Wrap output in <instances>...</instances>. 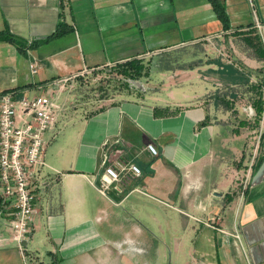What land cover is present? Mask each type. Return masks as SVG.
<instances>
[{
  "label": "crops",
  "instance_id": "obj_1",
  "mask_svg": "<svg viewBox=\"0 0 264 264\" xmlns=\"http://www.w3.org/2000/svg\"><path fill=\"white\" fill-rule=\"evenodd\" d=\"M222 2L228 29L210 0H0V31L14 38L0 40V92L47 94L64 106L36 182L25 245L34 264H264V127L253 162L246 147L254 126L228 103L245 80L259 83L264 59L253 47L242 62L222 56L187 69H161L163 57L139 86L94 109L58 83L201 40L261 36L264 0ZM107 153L142 174L104 195L96 184ZM12 210L0 215V264H25L10 240Z\"/></svg>",
  "mask_w": 264,
  "mask_h": 264
},
{
  "label": "built area",
  "instance_id": "obj_2",
  "mask_svg": "<svg viewBox=\"0 0 264 264\" xmlns=\"http://www.w3.org/2000/svg\"><path fill=\"white\" fill-rule=\"evenodd\" d=\"M264 42V28L256 22ZM224 60L233 63L231 54L222 53ZM39 65L37 61L30 64L33 74L37 73ZM90 69L75 72L58 80L64 90L70 91L74 88L76 81L90 73ZM261 110L258 115L260 128L264 127V87L262 88ZM64 106L55 101L47 94L28 96L15 90L7 91L0 96V199L3 208L0 215L6 214L7 206L12 204L13 210L8 219L10 240L17 244L25 264H34V259L27 255L24 242L28 239L34 228L36 208L37 183L43 181V168L46 165L45 154L50 143L46 138L48 132H57L55 127L60 121ZM250 114L257 110L250 105ZM257 140L260 147L262 132ZM146 150L152 155L159 154L153 143L146 146ZM257 154L255 153L253 162ZM252 167V166H250ZM251 170L247 171L242 188L248 186V179ZM141 167L126 159H111L105 154L103 162V173L96 184L99 191L106 195L111 186L116 183H126L141 176Z\"/></svg>",
  "mask_w": 264,
  "mask_h": 264
},
{
  "label": "rangeland",
  "instance_id": "obj_3",
  "mask_svg": "<svg viewBox=\"0 0 264 264\" xmlns=\"http://www.w3.org/2000/svg\"><path fill=\"white\" fill-rule=\"evenodd\" d=\"M256 33L259 36L257 30ZM244 38L245 37H242L240 34H235L225 37L224 40H212L213 43L201 40L194 44L179 46L157 55L154 54L151 57L149 56L142 59V61L147 66L154 65L163 57L171 55L172 59L178 62L177 65L182 67L185 64H199L204 61L221 59L223 56L222 53L227 52L231 54L233 58H236L238 62H242L240 58L244 54L248 55L246 51L249 49ZM136 81L139 80L125 78L116 66H108L91 71L80 77L74 85L73 90L78 96V100L75 104L90 105L89 108L94 109L100 104L110 103L109 99L112 96L117 95L120 91L125 89V82L130 84L129 88H136L138 85ZM252 85L251 82L245 80L239 92L233 94L228 99L230 108L240 116L239 119H241L243 123L254 126L255 128L249 130L250 134L247 138L248 145L246 150L248 156L251 158L255 153L258 154L259 152V146H257L258 137L256 136L261 135L258 131L260 121L258 120L257 112H255V114H250L248 111V107L256 101L258 96V92L252 90ZM254 108L256 110V107ZM47 135L48 134H46V136Z\"/></svg>",
  "mask_w": 264,
  "mask_h": 264
},
{
  "label": "trees",
  "instance_id": "obj_4",
  "mask_svg": "<svg viewBox=\"0 0 264 264\" xmlns=\"http://www.w3.org/2000/svg\"><path fill=\"white\" fill-rule=\"evenodd\" d=\"M211 4L213 6V9L215 10V13L217 15V17L222 21L224 28L228 29L230 28L229 25V17L227 14V10L226 7L224 5V3L222 2V0H210ZM64 32L63 28H59L56 31V35H61ZM0 40H4V41H14V38L6 33L5 31H0ZM247 43L249 46L253 47L254 51L256 52V54L258 55L259 58L264 59V43L261 39V36H259L258 38L253 37V39L251 37H248L246 39ZM177 61L173 60L171 55H167L165 56L160 64L159 67L161 69L164 70H171L174 68H180L181 66H177L176 65ZM183 65V64H182ZM116 67H118L119 72L122 73L124 75L125 78L128 79H132V80H138L141 77L148 75L150 72L149 66H147L142 60L139 59H132L130 61H127L125 63L122 64H118ZM193 67L192 64L189 65H183L181 68H190ZM261 77L259 79V83L257 84H253L251 86L252 90H255L256 92H258V96L256 98V102L257 104V115L260 114V99L259 97L262 94V87L264 86V68L261 69ZM125 89H129L130 84L128 82H125L124 84ZM11 90H15V89H9V90H5L3 92H0V96L4 93H6L7 91H11ZM166 110V109H165ZM164 110L160 109V108H156L155 113L156 115H161L163 114ZM3 208V203L2 200L0 199V210Z\"/></svg>",
  "mask_w": 264,
  "mask_h": 264
},
{
  "label": "water",
  "instance_id": "obj_5",
  "mask_svg": "<svg viewBox=\"0 0 264 264\" xmlns=\"http://www.w3.org/2000/svg\"><path fill=\"white\" fill-rule=\"evenodd\" d=\"M137 84L139 83V82H136ZM24 245H26V242H24Z\"/></svg>",
  "mask_w": 264,
  "mask_h": 264
}]
</instances>
